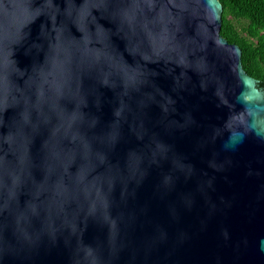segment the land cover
<instances>
[{
  "label": "water",
  "instance_id": "1",
  "mask_svg": "<svg viewBox=\"0 0 264 264\" xmlns=\"http://www.w3.org/2000/svg\"><path fill=\"white\" fill-rule=\"evenodd\" d=\"M219 0H0V264H264V87Z\"/></svg>",
  "mask_w": 264,
  "mask_h": 264
},
{
  "label": "trees",
  "instance_id": "2",
  "mask_svg": "<svg viewBox=\"0 0 264 264\" xmlns=\"http://www.w3.org/2000/svg\"><path fill=\"white\" fill-rule=\"evenodd\" d=\"M219 1L222 36L241 48L244 70L264 87V0Z\"/></svg>",
  "mask_w": 264,
  "mask_h": 264
}]
</instances>
